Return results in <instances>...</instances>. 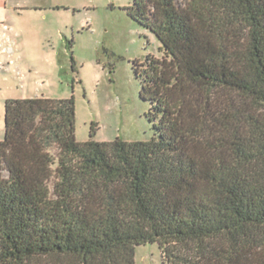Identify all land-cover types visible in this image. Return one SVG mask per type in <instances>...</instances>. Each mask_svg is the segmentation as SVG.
Listing matches in <instances>:
<instances>
[{
  "label": "trees",
  "instance_id": "1",
  "mask_svg": "<svg viewBox=\"0 0 264 264\" xmlns=\"http://www.w3.org/2000/svg\"><path fill=\"white\" fill-rule=\"evenodd\" d=\"M148 140L75 137L73 96L4 101L0 264H264V0H131ZM93 135V128L91 129Z\"/></svg>",
  "mask_w": 264,
  "mask_h": 264
},
{
  "label": "rangeland",
  "instance_id": "2",
  "mask_svg": "<svg viewBox=\"0 0 264 264\" xmlns=\"http://www.w3.org/2000/svg\"><path fill=\"white\" fill-rule=\"evenodd\" d=\"M130 3L0 0V139L5 99L35 96H73L78 141L153 136L135 67L162 51L156 36L129 16ZM134 261L162 264L158 243L136 245Z\"/></svg>",
  "mask_w": 264,
  "mask_h": 264
}]
</instances>
